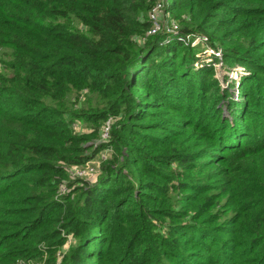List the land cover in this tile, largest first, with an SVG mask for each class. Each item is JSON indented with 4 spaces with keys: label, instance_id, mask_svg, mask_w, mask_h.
Wrapping results in <instances>:
<instances>
[{
    "label": "trees",
    "instance_id": "obj_1",
    "mask_svg": "<svg viewBox=\"0 0 264 264\" xmlns=\"http://www.w3.org/2000/svg\"><path fill=\"white\" fill-rule=\"evenodd\" d=\"M157 2L176 33L147 34ZM263 3L0 0V264H190L197 250L227 254L228 239L201 225L215 219L203 180L213 164L227 172L235 150L248 162L238 169L249 200L240 210L254 213L245 244L255 264L264 260L255 214L264 213ZM195 43L243 71L236 94L250 91L260 111L237 113L232 85L217 87L208 62L192 65L204 58ZM248 126L256 137L242 148ZM104 149L111 156L98 158L94 181L74 173Z\"/></svg>",
    "mask_w": 264,
    "mask_h": 264
},
{
    "label": "rangeland",
    "instance_id": "obj_2",
    "mask_svg": "<svg viewBox=\"0 0 264 264\" xmlns=\"http://www.w3.org/2000/svg\"><path fill=\"white\" fill-rule=\"evenodd\" d=\"M167 18L168 15H165L163 17V20L167 21ZM166 40L167 38L162 39V41ZM185 41L186 44L194 45L193 38L186 36ZM195 45L196 46L194 48H199L204 52V58L202 57L200 61H193L192 65L196 67L202 65L201 61L208 62L213 68L214 78L215 81H217V87L219 85V87L225 88L228 85H232L231 96L233 100H236V102H239V104H241L239 106L234 104L237 109V113L242 117L248 118L250 113H253V111H260L259 107H257L256 105H251L253 96L250 91H248V94L246 92L243 94H236L240 83L239 79H241L242 77V75H239V73L243 74V71L241 69H237L239 70L238 72L231 67H223L221 64V53L218 52V50H216L215 52L214 49L209 47L206 43H195ZM259 76L263 77V75ZM224 100L225 102L222 103V116H226L227 113H229L226 108V101H228V99ZM76 127V129H80L83 131L86 126L85 124H79ZM245 130L251 137L242 141V148L249 147L247 140L254 139L256 137L257 129L248 126V128H245ZM238 152V150L234 151V154L231 157L232 164L230 168H228L229 170L227 172H223L226 171L223 167V164H213L209 166L210 170H207V173H209V179L203 180L204 183L208 187H210V189L205 193L206 195L209 193L212 194L210 197V206L208 211L213 212V215H211V217L215 215V219L210 220V218H205L204 220H202L201 225L209 229L210 227H215V230L212 231L213 236L216 237V235H219V237H224V239L227 238L228 244L230 245V250L228 251V248L225 249V253L228 251L227 254H224L223 252L215 253L214 250H211L210 253H207L204 250H197L198 253H201L202 258L210 257L212 263L197 256H193L194 258L192 257L189 261L190 264H196V262L198 263L199 260H201V264H253L257 258V255H255L252 250H248L247 244H245L246 239H248L246 231L251 225L250 221L253 220L254 213L252 215H248V212H243L242 210H240V206L242 207V205L249 203V200L246 199L247 196L243 186L244 182L242 180L246 178V175L238 173V169L240 167L247 168L248 162L246 160L247 157H241L240 153L238 154ZM110 156L111 154L109 149L101 150V152H99V156L94 157L91 161L87 162L83 166L72 167V170H74V173L76 174L79 171H84L85 173L83 174L82 178L89 181H94L99 165L98 158L100 157L101 159H106L110 158ZM209 158L210 157L207 158V161ZM190 209L193 210L194 208L192 207ZM255 211V214L257 213L259 217H264V213H260L258 207L255 208ZM243 214H245L243 217H245V220L248 223L245 222L243 224H240V219L242 218ZM230 219H233L234 221L230 222ZM213 220L216 221L213 222ZM219 221L223 222L220 223L221 226L218 224ZM219 226L220 228H217ZM227 230H232V232L226 233L225 231ZM202 239L206 240V236L202 237ZM66 247L67 243L63 246V248L66 249ZM256 264H264V260L257 259Z\"/></svg>",
    "mask_w": 264,
    "mask_h": 264
},
{
    "label": "built area",
    "instance_id": "obj_3",
    "mask_svg": "<svg viewBox=\"0 0 264 264\" xmlns=\"http://www.w3.org/2000/svg\"><path fill=\"white\" fill-rule=\"evenodd\" d=\"M165 15H167V13L164 12L161 2H157L149 11L148 18L150 20V27L147 30V34H155L158 31L173 34L176 33V24L173 21L163 20ZM102 136H105V133ZM84 173V171H79L77 172V175L83 176ZM60 190H64L62 185H60Z\"/></svg>",
    "mask_w": 264,
    "mask_h": 264
}]
</instances>
